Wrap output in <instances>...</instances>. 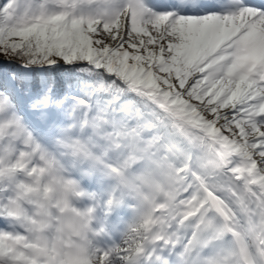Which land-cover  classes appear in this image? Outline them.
<instances>
[{
	"label": "snow or ice",
	"instance_id": "6c2138e0",
	"mask_svg": "<svg viewBox=\"0 0 264 264\" xmlns=\"http://www.w3.org/2000/svg\"><path fill=\"white\" fill-rule=\"evenodd\" d=\"M0 56V264H264V3L0 0Z\"/></svg>",
	"mask_w": 264,
	"mask_h": 264
},
{
	"label": "trees",
	"instance_id": "16d2710c",
	"mask_svg": "<svg viewBox=\"0 0 264 264\" xmlns=\"http://www.w3.org/2000/svg\"><path fill=\"white\" fill-rule=\"evenodd\" d=\"M64 71L63 67H54L46 70L45 75L49 78L55 79L57 82L58 88L63 90V81H64Z\"/></svg>",
	"mask_w": 264,
	"mask_h": 264
},
{
	"label": "rangeland",
	"instance_id": "374dc122",
	"mask_svg": "<svg viewBox=\"0 0 264 264\" xmlns=\"http://www.w3.org/2000/svg\"><path fill=\"white\" fill-rule=\"evenodd\" d=\"M7 68L9 70H19L17 66L3 62L2 56H0V67Z\"/></svg>",
	"mask_w": 264,
	"mask_h": 264
},
{
	"label": "bare ground",
	"instance_id": "6f19581e",
	"mask_svg": "<svg viewBox=\"0 0 264 264\" xmlns=\"http://www.w3.org/2000/svg\"><path fill=\"white\" fill-rule=\"evenodd\" d=\"M12 65H15V64H12ZM16 66V65H15Z\"/></svg>",
	"mask_w": 264,
	"mask_h": 264
}]
</instances>
